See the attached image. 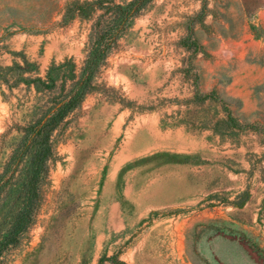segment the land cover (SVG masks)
<instances>
[{
    "label": "rangeland",
    "instance_id": "1",
    "mask_svg": "<svg viewBox=\"0 0 264 264\" xmlns=\"http://www.w3.org/2000/svg\"><path fill=\"white\" fill-rule=\"evenodd\" d=\"M130 1L0 0V169L58 93L35 80L78 75ZM240 38L264 60V0L149 1L54 133L31 222L0 264H264V84L200 88L201 63Z\"/></svg>",
    "mask_w": 264,
    "mask_h": 264
},
{
    "label": "trees",
    "instance_id": "2",
    "mask_svg": "<svg viewBox=\"0 0 264 264\" xmlns=\"http://www.w3.org/2000/svg\"><path fill=\"white\" fill-rule=\"evenodd\" d=\"M149 1L132 0L124 6L116 7L117 11L108 25L104 29L95 30L94 41L78 75L71 71V78L64 77L60 86L56 83L61 77H53L51 70L45 80H35L38 92L58 89V93L36 108L29 122L17 127L19 137L1 164L0 203L9 207L8 218L12 226L0 241V257L9 246L18 244L20 235L31 222L47 172V163L53 153L54 133L82 103L91 80L119 33ZM58 74L63 76L65 70ZM5 193L6 196H3Z\"/></svg>",
    "mask_w": 264,
    "mask_h": 264
},
{
    "label": "crops",
    "instance_id": "3",
    "mask_svg": "<svg viewBox=\"0 0 264 264\" xmlns=\"http://www.w3.org/2000/svg\"><path fill=\"white\" fill-rule=\"evenodd\" d=\"M246 39L232 41L230 57L210 58L201 63V90H216L228 95H243L264 84V60L251 61L247 55Z\"/></svg>",
    "mask_w": 264,
    "mask_h": 264
}]
</instances>
